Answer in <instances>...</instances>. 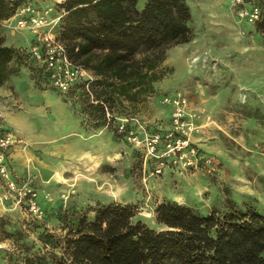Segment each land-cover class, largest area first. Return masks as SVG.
<instances>
[{
    "label": "rangeland",
    "instance_id": "374dc122",
    "mask_svg": "<svg viewBox=\"0 0 264 264\" xmlns=\"http://www.w3.org/2000/svg\"><path fill=\"white\" fill-rule=\"evenodd\" d=\"M32 1L41 7H53L52 16L61 14L57 3L62 0ZM217 1L220 3L215 9L221 18L212 20V8L206 4ZM187 2L194 15L190 22L192 41L168 47L157 68L162 78L154 82V90L133 103L124 101L122 106L107 108L101 127L94 126L96 121L81 112L77 93L70 98L27 66L22 65L0 86V133H17L9 122L14 114L13 119L22 126L20 144L25 166L23 171L14 172L20 178L29 172L39 176L32 155L49 165L43 170L47 177L54 164L66 168L63 182L47 184L45 199H40L48 208L47 218L34 219L18 208L0 209V264H32L26 261V254L33 258L39 247L41 253L53 251L39 241L41 227L60 241L56 252L62 255L71 226L69 216H79L98 202L130 205L135 219L158 228L155 209L169 200L209 212L250 197L264 213V32L239 17L231 8V0ZM2 22L0 37L4 44L31 47L33 33L8 28ZM145 54L139 52L135 59L141 60ZM177 90L188 97L189 110L197 114L195 122L201 127L192 142L212 162L197 168L170 162L157 174L155 161H146L143 147L119 134L117 125L120 118L136 117L148 132L165 131L170 125L171 108L162 98ZM128 123L138 128L135 121ZM53 138L60 139L64 150L52 151ZM35 184L40 190L37 179ZM65 214L64 220L58 218Z\"/></svg>",
    "mask_w": 264,
    "mask_h": 264
},
{
    "label": "trees",
    "instance_id": "16d2710c",
    "mask_svg": "<svg viewBox=\"0 0 264 264\" xmlns=\"http://www.w3.org/2000/svg\"><path fill=\"white\" fill-rule=\"evenodd\" d=\"M28 0H0V22L12 17ZM264 32V0H258ZM58 39L70 59L90 70L94 78L72 85L79 109L105 125L107 108L135 102L161 79L157 71L165 51L192 41V11L187 0H62ZM34 41V39L32 40ZM97 50H101L97 52ZM144 51L141 60L135 55ZM50 80L46 65L29 48L4 44L0 37V86L21 66ZM69 100V97H66ZM69 98V99H68ZM76 105V102H73ZM47 218L48 208L44 205ZM158 227L135 219L130 205L98 202L82 214L69 216L62 255L60 241L43 227L37 233L42 245L53 251L33 258L32 264H264V213L255 198L233 200L223 210L204 212L176 201L155 209ZM78 216V217H77ZM67 215H58L64 220ZM41 226V225H39Z\"/></svg>",
    "mask_w": 264,
    "mask_h": 264
},
{
    "label": "built area",
    "instance_id": "2783aa9c",
    "mask_svg": "<svg viewBox=\"0 0 264 264\" xmlns=\"http://www.w3.org/2000/svg\"><path fill=\"white\" fill-rule=\"evenodd\" d=\"M231 8L239 17L247 18L253 25L262 19V8L258 0H231ZM52 11L53 7H41L28 0L2 24L34 34L30 52L46 65L52 84L66 92L80 80L88 81L92 77H89L87 69L73 62L68 56L66 48L54 31L62 15L52 16ZM162 102L171 108L168 129L148 132L136 117H130L119 119L117 132L129 142L143 147L146 161H155L157 174L162 173L170 162L183 168L210 165L211 158L198 150L192 142L193 134L199 132L201 127L195 122L197 114L189 110V100L185 93L177 90L165 94ZM107 117H111L108 111ZM130 120L137 123V129L129 126ZM17 141L19 139L13 131L5 130L0 133V209L6 211L18 208L40 220L44 218L45 210L35 184L37 176L29 172L23 178H16L8 164V150Z\"/></svg>",
    "mask_w": 264,
    "mask_h": 264
},
{
    "label": "crops",
    "instance_id": "0c3cea01",
    "mask_svg": "<svg viewBox=\"0 0 264 264\" xmlns=\"http://www.w3.org/2000/svg\"><path fill=\"white\" fill-rule=\"evenodd\" d=\"M209 3H210V1H209ZM219 3H220V1H217L214 4L211 3L210 5L206 4V5H208L207 7L212 8V11H211L212 20L221 18V15L219 13H217L218 11H216V9H215L216 7L219 6ZM214 17H215V19H214ZM193 18H194V15L192 14V20H193ZM56 29H57V27L55 28L54 31H56ZM188 44H185V45H188ZM13 117H15V114H14V116H11V119L9 122H10L12 128H14V130L17 132L16 134H17V138L19 139V141H17L10 148V150L8 152V164H9L10 169L13 172V175L16 178H20L18 173L14 172V171L15 170H18V171L22 170L23 171V167L25 166L24 165V163H25L24 156L21 152V150H22L21 148L23 145L20 144L22 142L20 136L23 135V133H22V126L20 125V121L16 120L15 118L13 119ZM50 141H52V143H53L51 145L53 146L52 151L54 153L61 151V150H64L63 146L59 145V143H60L59 138H53ZM72 152H74V151L72 150ZM51 156L54 157L55 159L58 158L57 155H54V156L51 155ZM31 158L33 159L34 164L36 166V169L39 173V176L36 175L37 176V185L39 186V188L41 190V191L39 190L40 191V199L42 201H44L45 197L43 196V194H44V191L46 190L47 184H49L51 182H63V179H64L63 173L65 172L66 168L64 166H61V165L56 166L54 164L53 170L51 171V174H50V172L48 174V175H50V177L48 176L49 177L48 178L47 176H45L43 170L46 169L49 165L47 163H45L44 161H42L41 159H37L33 155L31 156ZM244 190L250 194L254 193L250 189H244Z\"/></svg>",
    "mask_w": 264,
    "mask_h": 264
},
{
    "label": "bare ground",
    "instance_id": "6f19581e",
    "mask_svg": "<svg viewBox=\"0 0 264 264\" xmlns=\"http://www.w3.org/2000/svg\"><path fill=\"white\" fill-rule=\"evenodd\" d=\"M102 187H103V186H102ZM114 188H115V187H114ZM119 188H120V187H119ZM117 189H118V188H117ZM110 192H111V191H110ZM114 193H115V192L113 191L112 194L115 196L117 193H115V194H114ZM106 195H107V194H106ZM109 197H110V195H109Z\"/></svg>",
    "mask_w": 264,
    "mask_h": 264
}]
</instances>
